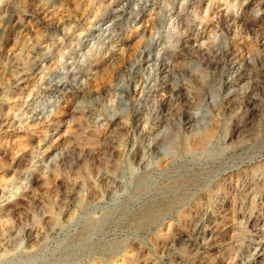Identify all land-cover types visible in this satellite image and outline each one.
I'll return each mask as SVG.
<instances>
[{
  "label": "rangeland",
  "instance_id": "rangeland-1",
  "mask_svg": "<svg viewBox=\"0 0 264 264\" xmlns=\"http://www.w3.org/2000/svg\"><path fill=\"white\" fill-rule=\"evenodd\" d=\"M0 264H264V0H0Z\"/></svg>",
  "mask_w": 264,
  "mask_h": 264
}]
</instances>
